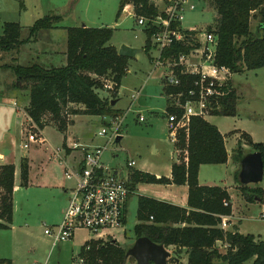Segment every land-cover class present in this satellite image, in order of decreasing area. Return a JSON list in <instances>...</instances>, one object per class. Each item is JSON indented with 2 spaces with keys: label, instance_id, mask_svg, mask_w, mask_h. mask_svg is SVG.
<instances>
[{
  "label": "trees",
  "instance_id": "16d2710c",
  "mask_svg": "<svg viewBox=\"0 0 264 264\" xmlns=\"http://www.w3.org/2000/svg\"><path fill=\"white\" fill-rule=\"evenodd\" d=\"M206 3L216 14L212 27L218 38L217 63L229 67L233 73L264 67V0H206ZM126 4L133 6L135 18L157 14L151 0H119L117 18ZM256 17H259V21L251 29V19ZM61 20L59 14H45L27 28L24 37L23 27L18 22H5L0 34V53L15 51L28 42H34L44 31L58 28ZM64 29L65 64L50 66L37 61L21 64L12 60L1 66V69H9L14 74L10 88L18 90L22 98L28 99L24 111L38 131L47 126V115L58 122L57 127L61 132L68 125L66 112L117 116V110L111 104L115 98H102L98 93V89L105 87L104 79L113 83L115 91L127 72L128 58L119 55L117 48L110 44L113 29L85 25ZM144 33L146 40L143 48L148 52L151 49L152 31ZM178 50V47H172L166 54ZM176 90L168 88L167 91ZM236 98L232 88L223 111L217 114L234 115ZM76 105L83 108L70 109V106ZM245 135L252 151L260 152L264 163V143L253 142L249 135ZM175 143L178 153L171 165L170 178L133 171L130 187L137 182L187 184V204L192 209L140 196L137 207L140 223L134 226L136 237L146 236L165 247L174 246L173 252L178 255L184 249L187 264H244L247 261L264 264V240L253 234L224 231L219 227L221 216L231 214V203L224 205L225 200L230 201L226 189L200 185L198 182L200 165L227 161L224 138L218 128L204 118L193 116L187 130H178ZM244 155L238 145L233 149L232 161L240 166ZM28 174V160L22 158L19 173L21 186L28 185ZM235 174L237 178L239 171ZM14 179V164H0V229H7L12 223ZM239 191L248 202L263 200V189L257 185L240 183ZM150 216L152 223H144ZM182 223L185 224L182 227L174 226ZM217 241L226 242L229 247L223 251ZM126 250L112 238L90 239L81 246L78 255L85 264H125Z\"/></svg>",
  "mask_w": 264,
  "mask_h": 264
},
{
  "label": "rangeland",
  "instance_id": "374dc122",
  "mask_svg": "<svg viewBox=\"0 0 264 264\" xmlns=\"http://www.w3.org/2000/svg\"><path fill=\"white\" fill-rule=\"evenodd\" d=\"M63 1L0 0V34L5 22H18L23 27L22 37L26 36L27 28L35 20L45 14L55 13L51 10H54V7ZM66 1L61 6V8L64 6V10H67ZM118 6L119 0H71L68 11L70 13L59 24L66 26H82V23H86L87 26L102 24L103 27L113 29L110 44L117 48L121 45H128L141 50L134 57L128 58V71L117 88L118 94L116 87L115 91L113 87L109 89L103 86L98 89L102 98L117 97L115 108L122 109V112L120 114V111L117 110L116 115H123L120 129L122 139L119 143L107 144L101 159L105 167L110 170L120 169L121 174L126 173L127 162L133 160L134 169L138 171L160 176L166 175L168 167L177 159L178 151L176 143L171 142L166 129V115L164 114L166 97L163 93L161 80L162 70L160 68L154 69L151 62V58L156 55L155 49L151 48L148 52L144 50L146 34L137 24L134 15H129V10H125V13L122 14L126 8L125 5L121 16L117 18ZM215 19L216 14L208 3H196V9L185 13L182 26L184 28L212 26ZM258 21L259 17L251 19V29L255 28ZM44 32L48 33V31ZM39 38L40 42L43 43L42 45H45L49 39L54 41L55 49L59 55L61 50L66 47V40L62 34L54 35L52 39L50 36L48 38L46 34H42ZM35 47L30 49L23 46L17 52L10 51L0 55V152L5 153L14 164H20V158L27 157V154L31 153L32 150L42 148L43 145L44 148L48 147V144H53V146L58 144L60 147L62 144L60 143L61 134L65 133L71 137L74 143L82 139V145L86 147L106 145L108 136L100 137L97 133L101 128H107L110 115L70 114L66 112L68 125L64 132L58 129V122L53 121L47 115L45 117L48 127L43 134L42 130L35 129L22 110L19 109V113L16 106L13 107L9 97L14 92L10 88L14 74L9 69H1V66L11 63L12 57L15 56L21 64L33 63L37 50ZM56 64L54 66H57ZM102 81L111 84L108 80ZM232 83L237 97L235 114H214L206 118L225 135L229 153V162L225 168L224 166H208L214 167L213 171L208 173L213 178H219L225 171L231 177L232 152L238 145L244 154L253 152L245 134L249 135L254 142L264 143V67L235 73ZM140 88V94L127 111L133 94ZM20 98L22 100V97ZM24 103L23 101L20 104L17 102V106L22 107ZM72 108L81 109L83 107L81 105L70 106V109ZM66 110L68 111V108ZM140 117L143 118L142 121L139 120ZM239 131L240 133H238ZM234 133H238V139ZM25 143L28 148L22 147V144ZM65 148L63 149L66 152L67 148ZM77 149L81 150L78 147ZM156 149L158 152H155ZM45 161L49 163V167L52 166L53 176L57 180H62L66 187L74 186V179L68 181L64 179L63 171L65 169L55 157H50L48 160L45 158ZM234 163L235 173H237L240 166L239 163ZM235 173L234 178L237 188H239L240 183ZM17 179H19V175H17ZM40 180L39 177L32 186L27 188L17 185L14 193L13 227L10 231L0 230V258L5 256L9 260L12 259V264H75L79 250L90 234L86 230L80 229L74 233L73 238L52 244L50 237L44 234L43 225L49 226L56 222L55 207L66 196L61 195L59 189L48 186L47 183L46 185H39ZM201 180H204L203 174ZM215 180L217 182V179ZM249 185H257L263 189V200L248 202L242 197L239 189L234 188L232 194L236 216L233 222L239 231L245 234H253L264 240V174L259 183ZM229 202L232 205V202ZM135 220L136 205L133 209H129L124 229L120 228L114 231L118 240L123 241L125 236H131ZM106 239L109 238L106 237ZM14 241L16 247L12 246ZM222 250L225 251L224 248ZM186 258V256H182V262H185ZM125 264H136V262L133 258L128 257ZM244 264H251V261Z\"/></svg>",
  "mask_w": 264,
  "mask_h": 264
},
{
  "label": "built area",
  "instance_id": "2783aa9c",
  "mask_svg": "<svg viewBox=\"0 0 264 264\" xmlns=\"http://www.w3.org/2000/svg\"><path fill=\"white\" fill-rule=\"evenodd\" d=\"M151 2L157 9V14L139 16L136 22L144 32L152 31L151 48L156 51L152 63L154 69L162 70L163 89L167 98L164 111L167 131L171 142L175 143L178 130H187L191 117L205 119L223 111L233 88L234 73L229 67L219 65L216 61L218 38L212 26H182L185 13L196 9V3H206V0ZM172 47H178L179 50L166 54ZM112 85V82L106 83L105 87L110 89ZM168 88L177 90L168 92ZM137 95L138 92H135L132 97L136 98ZM22 112L36 128L31 117L25 111ZM139 120L142 121L143 118L140 117ZM121 125V117L111 116L107 128L103 127L97 133L100 137L108 136L106 145L82 146V158L73 168L63 161L61 147L53 150V157L64 165L66 178L75 181L61 220L57 224L43 225L44 234L50 237L53 245L71 239L80 229L89 232V239L86 241L106 240L112 230L122 226L127 198L132 190L131 174L129 171L121 174L120 170H110L101 159L107 144L116 143L121 134ZM79 146L74 144V148ZM23 147L27 148L28 145L25 143ZM133 165V160L127 162V167ZM229 203L224 201V205ZM230 220V215H222L219 227L224 231L228 230ZM217 245L224 249L229 247L222 241H217ZM75 264L85 263L78 255Z\"/></svg>",
  "mask_w": 264,
  "mask_h": 264
},
{
  "label": "crops",
  "instance_id": "0c3cea01",
  "mask_svg": "<svg viewBox=\"0 0 264 264\" xmlns=\"http://www.w3.org/2000/svg\"><path fill=\"white\" fill-rule=\"evenodd\" d=\"M64 1L60 5L54 7V10H51V11H55L56 14L61 15L62 19H65L66 16L70 13L68 11L70 10V7H71V6L69 7L71 0H67L66 1L67 10H64V8H63L64 6L61 8V6L65 4ZM125 10H129V15L133 14V6L131 4H126V8H124L122 14L125 13L124 12ZM120 16L121 15H119V17ZM80 21L82 22V20H80ZM83 25L87 26L86 23H82V26ZM94 25H97V24H94ZM66 27H71V26L58 24V28L50 29L48 31V33L45 32L43 34H46V36H48V38L50 36L51 39L53 38L54 35L62 34V37H64V39L66 40V31L64 29ZM88 27H103V25L102 24H99L97 26L90 25ZM42 44L43 43L40 42V38H38L34 42H28V43L20 46L17 50H15V52L19 51L23 46L27 47V48H30V49L32 47L36 46L35 49L38 50V51L36 50V52H38V53L35 52V56L33 58L34 62L37 61V62H39L42 65H50V66L51 65H55L56 63H57L56 64L57 66H60V65H63V64L66 63V57H65V49H66V47H65V49L61 50V53L59 55L58 52L55 49L54 41H50V39H49V41L45 45H42ZM118 49L119 48H117V50ZM1 54L2 53H0V55ZM12 60H16V62H18L17 59H16V56L12 57ZM151 62H152V58H151ZM18 63H20V62H18ZM127 71H128V68H127ZM161 80H162V71H161ZM233 89H234V86H233ZM140 91H141V88L138 89L135 92H138V95H139ZM163 93H164V89H163ZM117 94H118V89H117ZM11 95L12 96H10L9 98H10V101L12 102L13 107L16 106L18 112H19V109L24 111L25 107L28 104V99L25 100L24 98H22V100H21V98H20L21 96H20V93H19L18 90H14V92ZM137 96H136V98H137ZM116 98L117 97H115V99L113 100L114 103L112 104L114 109H116L115 108ZM136 98L132 97V100H131V102L129 104V107H128L127 111L129 110L131 104H133V102H134V100ZM21 101L25 102L24 105L22 107L20 105L17 106V102L20 104ZM166 107H167V98H166ZM116 110H119L120 114H121L122 109H116ZM120 114H118L117 116L123 118V115H120ZM47 127L48 126H46L42 130L43 134H45V130H46ZM166 129H167V123H166ZM238 133H240V131ZM238 133H234V136H236L237 139L239 138L238 137ZM61 135H62V138H61V141H60V143H62L61 146L63 148H65V147L67 148V149L65 148L66 149V152H65L64 149L60 146L63 149V151L61 152V157H62L63 161L69 167L73 168V167H75L77 162L80 161L81 158H82V152H83L82 146H84V145H82L83 142H81L82 139L74 143L73 140H71V137L69 135L67 136L66 133L65 134H61ZM222 135H223L224 143H225V147H226V142H225L226 141V137H225L224 134H222ZM121 139H122V136H121L120 140ZM120 140L117 143H119ZM76 143L80 145L78 148H81L82 151L77 149V148H74V144H76ZM22 147H23V144H22ZM57 147H58V144L55 145V146H53V144H48V147H46V148H44V145H43L42 148L34 149V150L31 151V153L27 154V157H28L27 160H28V164H29V174H28L29 179H28V185L27 186H21L20 177H19V179H17V175H19V173H20V164H18V163H17L18 165L14 164L13 162H11L9 160V158L7 157V155L5 153L0 152V164L12 163L15 166V179H14V191H13V216H12V220L14 218V213H15L14 193L16 192L17 185H19L22 188H27L29 186H32L34 184V181H36L39 177L41 178V180L39 182L40 183L39 185H46V183H47L48 186H52V187H55V188L59 189V191H61V193H60L61 195L66 196L65 199L59 205H57V207H55L56 208L55 209V216H56V220L55 221L56 222L54 224H57L61 220L63 211H64L65 206L67 204V201L69 199L70 189L72 187L71 186L66 187V185L64 184V182L62 180H60V181L57 180L56 177L53 176L52 166L49 167V163H47L45 161V158L48 160L50 157H53L52 156L53 155V149H55ZM226 151H227V161L225 163H223V164H202V165H200L199 171H198V182H199L200 185L220 186V187L226 189L227 193L230 196V201L232 202L231 214H230V217H231L232 221L230 220V222H229L228 230H230V231L231 230H237L239 233L245 234V233L239 231L237 225L233 222L236 214L234 213L232 191L234 190V188H236L237 190L239 189V188H237V183H236V180L234 178V173H235V170H236L235 163L232 161L231 172H230V176L231 177L228 176L226 171L219 178H213L211 175H208V173H211L213 171L212 169L214 168V167H208V166H224V168H225L228 165L229 153H228L227 147H226ZM155 152H158V149H156ZM22 157H23V155H22ZM27 157H25V158H27ZM21 159L22 158H20L19 163H20ZM60 165L62 166V168L64 167L63 164L60 163ZM171 165L168 167L167 174L166 175H161V176H165V177H169V178L171 177ZM126 171H129L130 174H131L133 171H138V170L134 169V165H133L132 167H127ZM140 172H145V171H140ZM63 173H64V171H63ZM150 174H153L156 177H161L160 175H157V174H154V173H150ZM202 174L204 176V180H201ZM226 174H227V176H226ZM53 178H54V180H52ZM229 178H231V179H229ZM64 179L67 180V181L71 180V179L66 178L65 174H64ZM215 179H217V182H216ZM218 181H219V183H218ZM239 183H240V181H239ZM131 189H132L131 193L128 195L127 202H126V210H125V216H124L123 224H122V226L120 228L124 229L123 227H124V225L127 222V215L129 213V209H131V208L133 209V207L136 205V220H135V222L133 223V226H132L133 227V232L131 233V236H129V237L125 236L123 241L118 240V238L116 237V235L114 233V231H117L118 229L111 231L110 232V236L108 237V238H112L113 240H115L117 243H119L120 245H122L126 249L131 247L133 245V243L135 242L136 238H138V237H136V235L134 233V226L137 223H140V221L137 219L138 198L140 196L149 197V198H152V199H155V200H158V201H162V202L169 203V204H172V205H175V206L183 207V208H186L187 210L192 209L187 204V201H188V185L187 184H164V183L137 182V183L133 184V186H131ZM257 201H260V200H257ZM152 220H153V218H151V216H150L149 220L145 221L144 223L150 224V223H152ZM51 225H53V224H51ZM184 225L185 224L182 223V224H175L174 226L182 227ZM12 227L13 226H12V223H11L9 228L0 229V230L10 231L12 229ZM13 245L16 247L15 241L12 243V246ZM165 248L171 253L172 256L178 258L181 263L187 264V258H186V260L183 259L185 262H182V260H181L182 256H184V257L186 256L187 257V254H186L184 249L180 250V253L178 255V254H175L173 252L174 246H168V247H165ZM127 258L128 257H126V259ZM131 258H133V257H131ZM133 260L135 261L134 258H133ZM0 261H1L0 264H7L8 262L10 264H12V262H13L12 259L9 260V259L5 258V256H2L0 258Z\"/></svg>",
  "mask_w": 264,
  "mask_h": 264
},
{
  "label": "water",
  "instance_id": "95a60500",
  "mask_svg": "<svg viewBox=\"0 0 264 264\" xmlns=\"http://www.w3.org/2000/svg\"><path fill=\"white\" fill-rule=\"evenodd\" d=\"M139 51L141 50L138 48L121 45L118 54L130 58ZM113 103L114 101L111 102ZM120 138L121 136L117 137L116 143ZM263 174L264 163L260 152L253 151L242 157L238 174L241 184H257L262 180ZM125 256L133 257L136 264H183L178 258L172 256L163 244L155 243L146 236L136 238L133 245L126 250Z\"/></svg>",
  "mask_w": 264,
  "mask_h": 264
}]
</instances>
